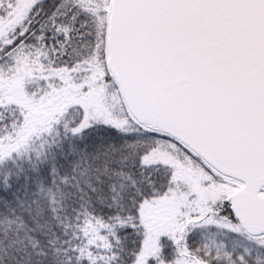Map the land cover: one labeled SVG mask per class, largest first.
Listing matches in <instances>:
<instances>
[{
  "label": "snow or ice",
  "instance_id": "1",
  "mask_svg": "<svg viewBox=\"0 0 264 264\" xmlns=\"http://www.w3.org/2000/svg\"><path fill=\"white\" fill-rule=\"evenodd\" d=\"M0 264H264V0H0Z\"/></svg>",
  "mask_w": 264,
  "mask_h": 264
}]
</instances>
